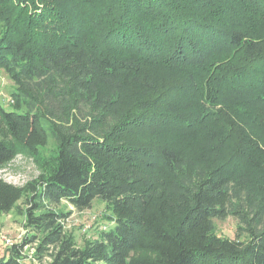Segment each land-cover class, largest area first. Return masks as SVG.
I'll list each match as a JSON object with an SVG mask.
<instances>
[{
    "label": "trees",
    "instance_id": "16d2710c",
    "mask_svg": "<svg viewBox=\"0 0 264 264\" xmlns=\"http://www.w3.org/2000/svg\"><path fill=\"white\" fill-rule=\"evenodd\" d=\"M0 71V167L41 171L0 179V264H264V0H0ZM94 200L113 228L77 245L58 206Z\"/></svg>",
    "mask_w": 264,
    "mask_h": 264
},
{
    "label": "rangeland",
    "instance_id": "374dc122",
    "mask_svg": "<svg viewBox=\"0 0 264 264\" xmlns=\"http://www.w3.org/2000/svg\"><path fill=\"white\" fill-rule=\"evenodd\" d=\"M172 75L175 77V73ZM14 90V85L0 71V104L6 111H12L10 94ZM54 149L55 144L52 139H49L48 145L40 150L41 160H48L53 155ZM40 172L38 163L32 158L26 154H18L12 161L0 167V179L16 186H23L35 179ZM58 208L70 212L69 218L65 221V229L68 234L75 238L77 245H82L85 239L96 238L99 229L102 227H105L106 230L113 228V224L108 220L111 216L110 208L100 200H94L92 206L83 211L74 209L64 201L59 204ZM23 222L24 218L15 211L7 215H0V256L5 254L11 244L22 241L26 232L22 226ZM235 225L236 222L232 217L214 221L215 232L230 238L234 236ZM24 252L27 256L30 254L32 256L34 249L27 247Z\"/></svg>",
    "mask_w": 264,
    "mask_h": 264
},
{
    "label": "built area",
    "instance_id": "2783aa9c",
    "mask_svg": "<svg viewBox=\"0 0 264 264\" xmlns=\"http://www.w3.org/2000/svg\"><path fill=\"white\" fill-rule=\"evenodd\" d=\"M5 242H8V240H5ZM7 244H9V243H7ZM11 245H12V244H11ZM11 245H10V246H11ZM27 258H28V259H32V256H31V254H30V255H28V256H27Z\"/></svg>",
    "mask_w": 264,
    "mask_h": 264
}]
</instances>
